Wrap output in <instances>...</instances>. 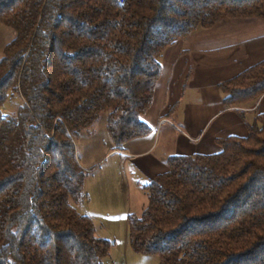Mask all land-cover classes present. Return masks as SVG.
I'll list each match as a JSON object with an SVG mask.
<instances>
[{
	"label": "trees",
	"instance_id": "1",
	"mask_svg": "<svg viewBox=\"0 0 264 264\" xmlns=\"http://www.w3.org/2000/svg\"><path fill=\"white\" fill-rule=\"evenodd\" d=\"M264 0H0L14 39L0 61V264H103L110 243L74 206L88 200L74 135L105 114L114 149L143 116L176 41ZM225 108L264 94V60L219 84ZM16 115L2 113L12 97ZM212 155L171 156L128 216V244L159 264H264V114Z\"/></svg>",
	"mask_w": 264,
	"mask_h": 264
},
{
	"label": "crops",
	"instance_id": "2",
	"mask_svg": "<svg viewBox=\"0 0 264 264\" xmlns=\"http://www.w3.org/2000/svg\"><path fill=\"white\" fill-rule=\"evenodd\" d=\"M263 60L264 22L258 18L223 19L162 52L161 74L143 116L150 134L116 150L105 121L98 126L100 135L92 138L88 153L81 155L90 169H99L112 158L97 175L98 183L88 188L84 182L88 202L80 206L85 205L81 213L91 218L96 234L97 224L101 230L122 225L128 231V216L141 214L147 206L142 187L168 170L169 157L217 154L219 139L247 136L248 126L264 114V94L256 101L225 108L218 86ZM173 113L181 130L173 125ZM103 146L106 150L97 154ZM94 156L102 159L94 162Z\"/></svg>",
	"mask_w": 264,
	"mask_h": 264
},
{
	"label": "rangeland",
	"instance_id": "3",
	"mask_svg": "<svg viewBox=\"0 0 264 264\" xmlns=\"http://www.w3.org/2000/svg\"><path fill=\"white\" fill-rule=\"evenodd\" d=\"M14 37H15L14 31L11 28L0 23V61L2 57L4 56V50L6 46L14 39ZM22 103H23L22 99L16 96L10 98L9 101L6 103L4 110H2L3 115L9 116V117L15 116L19 105H21ZM175 113H173V115L171 116L172 118L171 117L170 118L171 120H173V125L179 128V130H181L182 127L179 125V123L175 119V115L177 116V114ZM103 122H105V114L100 116V118L91 127L79 132L73 137L78 162L79 164H82V166H84L82 167V169L85 171V174H86L85 179L88 184V188L90 187V185L92 186L93 183L95 184L98 183L97 179H99V177L97 175H99V172L103 171L106 168V166L112 162V158H110L106 162L107 164L100 165L99 169L98 167L96 169L95 168L90 169L88 165H85V163L81 160V155L88 153L89 151L88 147L90 146L91 141L94 140L92 138L99 137L100 130H98V126H100ZM106 147L107 146H103L101 149L96 151V153L99 155H102L103 151L106 150ZM101 157L96 158L94 156L93 161L98 162L99 160L102 159ZM109 157L110 156H108L107 158ZM87 202L88 200L85 201L84 203H87ZM81 205L82 204L78 206H74L76 211L80 214H82L81 212L84 210L82 208L85 207V205H83L81 208L80 207ZM136 212L138 213L139 211H136ZM100 226L102 225L97 224V234L96 235L98 237L103 236L102 239L110 243L109 254H108V257L103 259V264H159V258L157 256L140 255V254L134 253L131 250L128 244V231L127 230L124 231L122 225L112 226L113 231L111 229L108 230L107 228L106 229L104 228L105 230H101Z\"/></svg>",
	"mask_w": 264,
	"mask_h": 264
},
{
	"label": "built area",
	"instance_id": "4",
	"mask_svg": "<svg viewBox=\"0 0 264 264\" xmlns=\"http://www.w3.org/2000/svg\"><path fill=\"white\" fill-rule=\"evenodd\" d=\"M123 1H125V0H123Z\"/></svg>",
	"mask_w": 264,
	"mask_h": 264
}]
</instances>
